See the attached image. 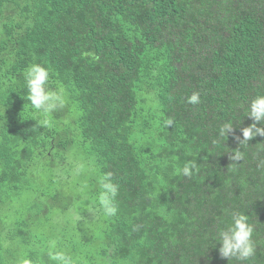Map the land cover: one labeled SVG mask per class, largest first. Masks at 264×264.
Listing matches in <instances>:
<instances>
[{"label": "trees", "instance_id": "1", "mask_svg": "<svg viewBox=\"0 0 264 264\" xmlns=\"http://www.w3.org/2000/svg\"><path fill=\"white\" fill-rule=\"evenodd\" d=\"M34 63L69 97L49 117L23 86ZM193 91L198 105L186 103ZM258 93L264 0H0V264H59L57 253L70 264H240L212 246L226 209L254 225L243 264H264V137L237 167L228 159L252 123L241 105ZM188 161L191 178L178 174ZM82 166L86 183L71 182ZM106 173L118 185L112 217L98 202ZM27 198L34 206L20 209ZM53 211L72 214L55 232Z\"/></svg>", "mask_w": 264, "mask_h": 264}, {"label": "clouds", "instance_id": "2", "mask_svg": "<svg viewBox=\"0 0 264 264\" xmlns=\"http://www.w3.org/2000/svg\"><path fill=\"white\" fill-rule=\"evenodd\" d=\"M23 86L27 90L30 107L38 116L49 117L68 106L69 97L66 89L52 79L48 68L35 63L27 66L23 72ZM186 103L200 104V92L193 91L187 97ZM241 107L245 111V117L251 119L252 123L240 129L241 136H233L238 143V147L228 156L233 168L245 159L246 153L241 151V148H250L251 140L258 136L264 137V93L256 94ZM166 124L171 126L172 121L168 120ZM233 132L234 124L231 121L222 123L218 129V135L224 141ZM257 167L264 168V159L259 161ZM197 170V163L188 161L178 169V174L191 178ZM117 192L118 185L112 182L111 173H106L99 178V207L108 217L115 216L118 211L115 201ZM225 215L229 217L230 222L218 229L212 238V246L219 245L217 250L221 259L234 260L243 264L244 261L253 258L256 253V241L253 239L254 225L249 222V216L244 212L226 209ZM53 259L59 264H70L63 253H57Z\"/></svg>", "mask_w": 264, "mask_h": 264}, {"label": "rangeland", "instance_id": "3", "mask_svg": "<svg viewBox=\"0 0 264 264\" xmlns=\"http://www.w3.org/2000/svg\"><path fill=\"white\" fill-rule=\"evenodd\" d=\"M89 174V171L86 167H81L80 171L78 173H75L72 177L71 182L73 183H80V184H85L86 180H87V176ZM74 196H75V192H74ZM28 204H30V206H34V201L31 198H27V200H23L22 204L20 205V209H24ZM74 206H77L75 209L77 208H83L82 202H73ZM54 210H57V208H55ZM57 211H53V215L55 214V216L53 217V223H50L49 228L51 227V230L54 231L56 230V226H60L63 225L64 223L68 222L71 217L72 214L70 213H66L64 215H60L56 213ZM55 232V231H54Z\"/></svg>", "mask_w": 264, "mask_h": 264}]
</instances>
